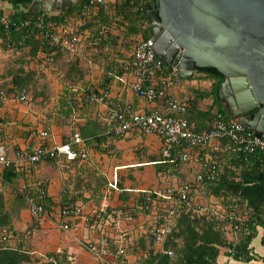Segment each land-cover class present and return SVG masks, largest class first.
<instances>
[{"label": "crops", "instance_id": "obj_1", "mask_svg": "<svg viewBox=\"0 0 264 264\" xmlns=\"http://www.w3.org/2000/svg\"><path fill=\"white\" fill-rule=\"evenodd\" d=\"M112 1L114 0H106V3L110 4ZM3 3L5 6H12L7 2ZM14 8H17V11L22 10V7L14 6ZM0 12L4 13L5 10L0 8ZM1 43L2 41H0V76L12 67L14 59L12 53L4 51L3 47L6 45ZM131 54L132 52L126 56L130 57ZM31 68L34 69L33 63ZM102 76L101 68L98 66L91 68L90 74L83 81V104L79 105V107L83 105V109H79L70 118L65 115L69 107L71 108L70 97L68 98L65 91L62 92L66 88L59 81H52L51 86L57 92L61 90V95L55 97L46 107H42V99L32 101L31 105L27 106L21 103L13 92L10 93L8 101L1 104L0 146L4 147L8 157H14L19 150L34 151L43 142L39 135L42 131L49 132L47 142L50 145L67 143L71 135L79 131L84 140L83 150L88 155L87 159L79 162H69L65 158L53 162L43 161L26 170L14 183H8L5 190L4 180L6 210L11 217L10 225L14 232L10 242L12 249H21L31 256H43V252H48L46 257L52 253H63L71 261L70 264H101L84 246L87 242L96 241L100 234L75 218L63 220L70 226V230L61 229L58 213L62 206L79 207L86 214L96 212L103 205L109 210L128 208L137 215L133 221H124L121 225L123 231L127 233L128 245L135 247V241L148 234V230L155 222V214L159 215L162 209L161 205L156 206L157 210L153 208V211L148 212L140 209L139 202L143 201L144 205L146 200L143 192L167 190L181 182L193 183L200 172L202 162L199 151H191V159L188 163L173 165L167 161L166 145L159 136L147 135L137 130L123 137L107 136V119L112 109L139 113L165 108L163 103L149 104L136 95L132 88L134 78L131 72L112 82L106 105L87 102V91L100 89ZM58 83L60 88L57 90ZM213 84L212 77L196 70L191 79H181L178 84L170 88L171 95L182 101L193 102L194 106L192 105L189 117L194 119V125L199 130L207 129L211 116L218 109V105L214 102L215 96L212 95ZM8 88L12 90L14 86L9 85ZM217 96L221 100L219 106L225 110L227 116L233 118L226 99ZM77 100L81 101V98ZM205 153L212 154V150L207 149ZM229 159L231 158L228 157L227 162L230 161ZM36 180L47 183L49 196L57 207H53L51 212L47 210L38 231L33 230L29 235L28 231L33 224L28 204V199L31 197L29 191L34 189ZM114 181L117 183V190L109 188V184ZM203 191L204 189L198 188L194 193L197 201L202 203L211 201L209 197H203ZM25 233L31 236L30 247L27 246L29 249L21 239V235L24 236ZM243 234V232H232L228 235V239L238 244ZM263 235L264 229L258 227L257 236L250 245L254 257L252 260H235L229 255L228 249L221 248L217 264H264L262 260L264 245L261 242ZM156 248L159 251L163 246L156 244ZM143 255V251L140 250L135 255H127V260L131 263L137 262Z\"/></svg>", "mask_w": 264, "mask_h": 264}, {"label": "trees", "instance_id": "obj_2", "mask_svg": "<svg viewBox=\"0 0 264 264\" xmlns=\"http://www.w3.org/2000/svg\"><path fill=\"white\" fill-rule=\"evenodd\" d=\"M0 1L22 7L21 11L9 15L15 21L16 27H13L9 32L0 33L1 44L6 45L3 47L4 51H9L14 57L12 67L2 75L6 81H1L4 88L7 85L14 86L12 90L6 88L7 95L8 92L17 95L19 93L28 94L27 88H33L34 85L39 86L38 79L44 76L42 66H44L43 63L47 62L49 66L55 67L54 74L58 77L59 83L66 88V94L70 97L71 108L69 107V111L65 113L67 118L72 117L79 109H83V105L79 107L81 103L83 104V94L81 93L83 81L90 74L93 66L101 68L103 76L100 89L87 91V102H89L88 97L92 93L108 94L110 86L116 78L131 72L126 67V63L131 60L132 54L130 57L126 55H129L140 41L149 40L153 36L152 21L148 17V12L151 9L150 0H114L104 6L92 4L94 0H79L76 4L62 8L57 13L40 11L38 14L30 12L33 0ZM39 16L58 21L65 34L81 35L84 43L82 55L72 56L69 53L61 52L47 36V32L37 24ZM25 21H30L31 24L21 26L20 24ZM86 32L88 33L86 34ZM17 54L19 55L16 56ZM32 63L34 69L31 68ZM172 70L173 68L165 62L163 74L166 75ZM197 71L207 73L214 79L212 95L215 96L214 102L218 105V109L210 118L207 126L209 129L213 118L218 113L225 114V110L219 106L221 100L217 96L225 78L216 69H197ZM38 95L45 94L39 93ZM48 95V100H51L53 95L50 92ZM79 97L81 101L77 100ZM39 99H42L44 105L48 103L46 97ZM183 102L188 108L185 117L190 128L195 132L204 131L197 129V126L194 125V119L189 117L192 105L194 106L193 102ZM41 140L43 141L41 145H50L47 142L48 139ZM23 152L26 154L33 153V151ZM227 157L231 159L227 162L220 179L215 182L207 181L202 184L201 188L221 200L227 211L232 206V200L236 199L239 209L247 214V221L243 229L234 230L229 223L219 216L198 217L182 214L176 218L175 228L172 234L168 236L162 250L157 251L154 236L147 234L135 241V247L128 245L125 264H217L221 248L228 249L229 255L235 260L250 261L254 258L250 249L251 242L257 236V228L264 229V167L259 155H254L247 160L245 158L239 160L233 155H227ZM45 161L53 162L49 159ZM25 171L15 168L3 169L2 175L6 181L4 190L8 187V183H14ZM37 181L34 189L29 191V195L51 212L52 208L57 206L50 197L41 198L36 187ZM45 186L47 187L46 182ZM139 203L140 209L143 210V201ZM123 209L130 211L128 208ZM136 215L134 213V216ZM10 224L11 217L6 210V201L2 192L0 193V231L3 228L9 229L11 238L7 243L0 240V264H30L32 258L29 253L21 249L11 248L10 242L14 232ZM33 230L35 228L32 225L28 233ZM232 232L244 233L240 243L236 244L228 239V235ZM261 242L264 245V235ZM129 246L133 247L134 251L138 248L143 251L144 255L137 262L131 263L127 260V255L131 254L128 250ZM168 252H172V255H169ZM262 260L264 261V258ZM41 264H70V261L63 253H52Z\"/></svg>", "mask_w": 264, "mask_h": 264}, {"label": "built area", "instance_id": "obj_3", "mask_svg": "<svg viewBox=\"0 0 264 264\" xmlns=\"http://www.w3.org/2000/svg\"><path fill=\"white\" fill-rule=\"evenodd\" d=\"M92 4L104 6L106 0H94ZM30 24V21H25L20 25ZM37 24L47 32V36L61 52L69 53L72 56L82 55L84 43L81 35L65 34L58 21L43 16L37 18ZM13 27H16L15 21L8 14L0 13V33L9 32ZM7 46L9 47V45ZM164 65L165 61L158 57L153 50L151 39L140 41L132 50L131 60L126 63V67L131 70L134 78L132 88L141 100L149 104L163 103L165 109L139 113L112 109L107 119L106 135L109 137H123L135 130L161 137L166 145V158L173 165L188 163L192 150L200 153L202 166L193 183L181 182L167 190L143 192L146 197L143 205L145 211H153V208L157 210L159 205L162 207L161 213L155 214V222L148 230V234L154 236L157 245L163 246L175 228L176 218L182 214L198 217L219 216L234 230L240 231L247 221V214L239 209L236 199L232 200V206L227 211L222 203H219L221 200L208 191H203V197H209L211 201L204 203L197 201L194 193L198 188H201L203 183L215 182L220 179L227 165V155L236 156L239 160L243 158L247 160L254 155H259L264 167V139L248 133L237 119L222 113H218L213 118L209 129L200 132L193 131L185 117L188 111L187 105L181 99L170 94L171 86L181 81L178 70L173 68L170 73L164 75ZM8 99L7 89L0 82V104H5ZM19 100L27 106H30L32 102L26 93H22ZM88 101L106 105L108 94L92 93L88 97ZM39 135L42 139H48L49 132L42 131ZM83 143L84 140L80 132L75 131L67 143L40 145L31 154L19 150L14 157L10 158L4 147H1L0 193L3 192V169L15 168L24 171L46 159L58 161L65 158L69 162L85 160L88 155L83 150ZM207 149H211L212 154H204ZM36 187L41 198L50 197L45 181L38 180ZM109 188L117 190V183L114 181L109 184ZM215 201H219V204ZM28 204L32 225L37 230L47 214V209L43 204L37 203L33 197L28 199ZM58 216L60 218L59 225L65 231L70 230V226L63 220L75 218L100 234L96 241L87 242L84 246L101 264H125L129 239L127 233L123 231L121 223L133 221L135 218L133 213L123 208L109 210L106 205H103L92 214H86L79 207H61ZM10 238L9 229L3 228L0 231V240L7 243ZM168 254L172 255V252H168Z\"/></svg>", "mask_w": 264, "mask_h": 264}, {"label": "water", "instance_id": "obj_4", "mask_svg": "<svg viewBox=\"0 0 264 264\" xmlns=\"http://www.w3.org/2000/svg\"><path fill=\"white\" fill-rule=\"evenodd\" d=\"M78 0H33L30 12L54 13ZM153 50L191 79L216 69L233 118L264 139V0H150Z\"/></svg>", "mask_w": 264, "mask_h": 264}, {"label": "rangeland", "instance_id": "obj_5", "mask_svg": "<svg viewBox=\"0 0 264 264\" xmlns=\"http://www.w3.org/2000/svg\"><path fill=\"white\" fill-rule=\"evenodd\" d=\"M5 4L2 2V1H0V8H3L4 10H5V12H6V14H8V15H10L9 13L11 12V13H13V12H15V11H17V8H14V6H11V7H9V6H5ZM21 8V7H20ZM4 12V13H5ZM43 65L44 66H42V70L44 71V73H42V74H44V76L43 77H41L40 79H38V82L37 83H39V86H37L36 87V85H34V87L32 88V87H29V88H27V91H28V95H29V97L32 99V101L34 102V101H36L37 99H39L40 97H46L47 98V104L46 105H44L43 104V102H42V107H46V106H48L49 104H51L52 103V100H53V98H57L58 96H60L61 94H60V92H61V90H58V88H60L59 86H60V84L57 86V90H58V92L57 91H55L54 89H53V87L51 86V84H52V81H55V82H58V77L54 74L55 73V70H54V68L55 67H53V65L52 66H49L48 65V63L47 62H45V63H43ZM4 81V82H6L5 81V79L4 78H2V76H0V82L1 81ZM36 83V84H37ZM42 83V84H41ZM7 89H9L8 88V85L7 86H5ZM63 91H65V90H62V92ZM49 92L53 95V98L50 100H48V98H49ZM66 92V91H65ZM10 93L11 92H8V98H9V96H10ZM39 93H44L45 95H38ZM75 93V92H74ZM81 93L83 94V86H82V90H81ZM15 94V97L16 98H19V96L22 94V93H19L18 95L16 94V93H14ZM35 95H37L36 96V98H35ZM48 95V96H47ZM82 97V96H81ZM68 98H69V96H68ZM39 103L41 104V102L39 101ZM36 231H38V230H36ZM33 238V237H32ZM21 239H23V241H24V243L26 244V247L27 246H29L30 247V243H31V236H29V235H27L26 233L24 234V236H23V234L21 235ZM28 248V247H27ZM29 249V248H28ZM129 251H130V253H131V255H135V254H137L139 251H140V248H138L137 250H133V247H130L129 246V249H128ZM46 253H48V252H43V256H39V255H34V256H30L31 258H32V262L30 263V264H41V263H44L45 261H46V259H47V257H46ZM130 255V254H129ZM173 257H175V255H173ZM70 263H71V261H70Z\"/></svg>", "mask_w": 264, "mask_h": 264}, {"label": "flooded vegetation", "instance_id": "obj_6", "mask_svg": "<svg viewBox=\"0 0 264 264\" xmlns=\"http://www.w3.org/2000/svg\"><path fill=\"white\" fill-rule=\"evenodd\" d=\"M62 7H66V5H63ZM60 9V8H59ZM41 11H43L42 9H41Z\"/></svg>", "mask_w": 264, "mask_h": 264}]
</instances>
